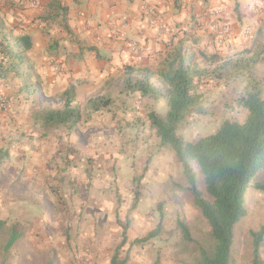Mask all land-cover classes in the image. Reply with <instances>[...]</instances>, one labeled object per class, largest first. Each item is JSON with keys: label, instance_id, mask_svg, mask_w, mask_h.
<instances>
[{"label": "rangeland", "instance_id": "rangeland-1", "mask_svg": "<svg viewBox=\"0 0 264 264\" xmlns=\"http://www.w3.org/2000/svg\"><path fill=\"white\" fill-rule=\"evenodd\" d=\"M222 56L251 57L240 51ZM256 57L250 73L263 78L264 54ZM245 82L244 72L229 79L202 78L198 84L206 113L188 114L177 135L193 142L224 121L242 122L247 111L236 99ZM119 84L117 78L110 94L96 96L107 102L97 110L78 102L81 119L73 130L65 125L43 127L38 121L31 131L8 132L0 142V219L16 223L22 233L5 257L0 253V264H109L126 217L128 242L159 223L162 232L141 245H124L120 257L127 255L125 264H153L156 257L161 264H187L176 220L188 222L196 233L205 229L203 218L189 194L174 185L184 180L173 151L160 145L150 126V103L128 96ZM154 107L153 112L164 115L163 104ZM60 143L57 150L51 147ZM254 181L264 183V169ZM135 190L139 199L132 208ZM245 207L234 228L231 264H253L249 231L263 222L264 191L250 185ZM259 260L264 264V241Z\"/></svg>", "mask_w": 264, "mask_h": 264}, {"label": "crops", "instance_id": "crops-1", "mask_svg": "<svg viewBox=\"0 0 264 264\" xmlns=\"http://www.w3.org/2000/svg\"><path fill=\"white\" fill-rule=\"evenodd\" d=\"M216 8L231 30L222 46L208 29ZM22 36L29 43L25 50ZM2 42L21 51L24 61L17 64L19 53L8 61L7 49H0V89L9 106L0 110V142L8 132L31 131L44 106L61 109L66 97L76 106L110 94L117 78L124 93L145 98L153 111L163 104L165 115L163 95L130 92L126 80L147 75L162 90L169 64L177 68L179 59L185 66L204 68L213 54L220 60L226 59L222 54L238 51L263 55L264 0H0ZM27 66L31 76L25 86ZM54 102L60 106L53 107ZM61 144L51 147L57 150Z\"/></svg>", "mask_w": 264, "mask_h": 264}, {"label": "trees", "instance_id": "trees-1", "mask_svg": "<svg viewBox=\"0 0 264 264\" xmlns=\"http://www.w3.org/2000/svg\"><path fill=\"white\" fill-rule=\"evenodd\" d=\"M21 47H29L27 36L19 39ZM7 45H10L6 42ZM2 42L0 49H7L4 57L11 58L19 53L17 64L24 61L21 51L9 50ZM12 48V47H11ZM2 51V50H1ZM222 59V58H221ZM256 58L220 60L215 54L206 58L213 68H197L183 65L178 60L177 68L169 64V72L164 76L166 86L158 88L149 77L126 80L130 92L142 95H163L168 104V111L163 116L151 111L148 114L150 126L156 130L161 146H168L180 167L184 184L175 183V187L188 193L193 206L201 214L205 229L193 232L191 225L181 218L176 220L175 230L180 237V251L188 260L187 264H231L234 228L245 215V195L248 187L264 191V183L255 182L256 175L264 169V77L257 78L250 73ZM0 62V76L4 68ZM29 66L23 72L25 86L30 80ZM244 72L246 82L241 95L236 99L238 106L247 111L242 122L224 121L219 128L196 141H185L176 133L178 126L190 113L205 114L202 105L203 94L199 82L204 77L226 79ZM29 91V90H27ZM88 104L95 110L107 104L103 98L89 99ZM43 127L52 128L65 125L68 129L76 127L81 119L77 106L66 97L61 109H45L38 113ZM140 179V178H138ZM131 204L135 208L139 199V190L134 191ZM130 224L126 217L121 226L120 241L116 245L109 264H125L127 255L120 253L123 246L141 245L156 238L162 232V225L142 237L128 242L127 228ZM22 233L17 224H7L0 219V253L5 257L17 244ZM252 242V263L261 264L259 250L264 241V219L257 230H250ZM153 264H161L156 257Z\"/></svg>", "mask_w": 264, "mask_h": 264}, {"label": "built area", "instance_id": "built-area-1", "mask_svg": "<svg viewBox=\"0 0 264 264\" xmlns=\"http://www.w3.org/2000/svg\"><path fill=\"white\" fill-rule=\"evenodd\" d=\"M32 4H36V0H30ZM221 9L216 8L212 10L211 16L212 20H210L208 24V29L212 32L214 41L217 45H225L229 42L230 39V27L228 24L220 21ZM134 49H138V47L134 44ZM8 101L4 92L0 89V109L3 111L8 110Z\"/></svg>", "mask_w": 264, "mask_h": 264}]
</instances>
